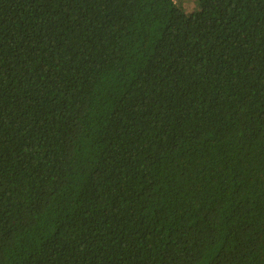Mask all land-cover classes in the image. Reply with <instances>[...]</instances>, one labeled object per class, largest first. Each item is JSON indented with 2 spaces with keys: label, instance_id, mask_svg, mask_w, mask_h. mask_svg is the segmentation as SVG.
I'll return each mask as SVG.
<instances>
[{
  "label": "trees",
  "instance_id": "trees-1",
  "mask_svg": "<svg viewBox=\"0 0 264 264\" xmlns=\"http://www.w3.org/2000/svg\"><path fill=\"white\" fill-rule=\"evenodd\" d=\"M0 264H264V0H0Z\"/></svg>",
  "mask_w": 264,
  "mask_h": 264
}]
</instances>
